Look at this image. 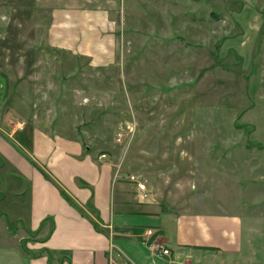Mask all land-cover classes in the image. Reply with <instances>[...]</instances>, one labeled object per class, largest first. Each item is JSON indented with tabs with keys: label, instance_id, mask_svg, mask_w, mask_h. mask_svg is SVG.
<instances>
[{
	"label": "rangeland",
	"instance_id": "374dc122",
	"mask_svg": "<svg viewBox=\"0 0 264 264\" xmlns=\"http://www.w3.org/2000/svg\"><path fill=\"white\" fill-rule=\"evenodd\" d=\"M252 1L264 15V0H0V86L125 159L166 209L250 217L264 246V25L246 67L226 48Z\"/></svg>",
	"mask_w": 264,
	"mask_h": 264
},
{
	"label": "crops",
	"instance_id": "0c3cea01",
	"mask_svg": "<svg viewBox=\"0 0 264 264\" xmlns=\"http://www.w3.org/2000/svg\"><path fill=\"white\" fill-rule=\"evenodd\" d=\"M69 9L77 25L93 27L95 17L101 18L86 6ZM235 17L243 33L227 40L226 48L238 51L246 67L264 15L252 1ZM81 40H89L88 32L80 31L72 42ZM76 52L100 54L99 49ZM17 103L19 97L6 96L1 85L0 264H108L109 256L134 264H264V246L250 217L180 213L154 197L144 199L127 177L125 159L112 160L75 130L67 131L65 117L24 116ZM148 229L156 235L150 237ZM155 242L170 254L154 251Z\"/></svg>",
	"mask_w": 264,
	"mask_h": 264
},
{
	"label": "built area",
	"instance_id": "2783aa9c",
	"mask_svg": "<svg viewBox=\"0 0 264 264\" xmlns=\"http://www.w3.org/2000/svg\"><path fill=\"white\" fill-rule=\"evenodd\" d=\"M127 127L130 129L131 126L127 125ZM123 138V133L119 132L117 134V140L119 142L122 141ZM128 178L132 181L138 184V188L141 191V196L142 198H146L148 196V189H147V184L145 182H139L138 176L136 174H131L128 176ZM148 234L150 235V237H153L154 235H156V231H154L153 229H148ZM151 247L154 249V251H159L162 254H170V250L167 248H164L163 246H161V244H159L158 242H155L153 244H151ZM159 254V253H158ZM108 264H134L132 261L119 257L117 259H114L112 256H109V260H108Z\"/></svg>",
	"mask_w": 264,
	"mask_h": 264
},
{
	"label": "trees",
	"instance_id": "16d2710c",
	"mask_svg": "<svg viewBox=\"0 0 264 264\" xmlns=\"http://www.w3.org/2000/svg\"><path fill=\"white\" fill-rule=\"evenodd\" d=\"M28 240H29V239L25 240V242H26V241L28 242ZM25 242L23 241V248L27 250V247H26V243H25ZM46 252H47V254H48L49 258H50V255H51V254H50V251L47 250Z\"/></svg>",
	"mask_w": 264,
	"mask_h": 264
}]
</instances>
